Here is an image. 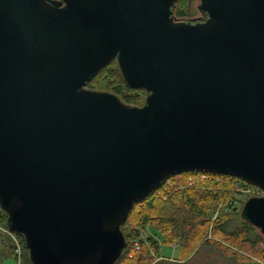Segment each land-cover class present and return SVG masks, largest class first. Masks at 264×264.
Segmentation results:
<instances>
[{
	"label": "water",
	"instance_id": "1",
	"mask_svg": "<svg viewBox=\"0 0 264 264\" xmlns=\"http://www.w3.org/2000/svg\"><path fill=\"white\" fill-rule=\"evenodd\" d=\"M0 0V206L32 264H114L183 171L264 192V0ZM116 58L140 105L86 84ZM240 215L264 233V194Z\"/></svg>",
	"mask_w": 264,
	"mask_h": 264
},
{
	"label": "trees",
	"instance_id": "2",
	"mask_svg": "<svg viewBox=\"0 0 264 264\" xmlns=\"http://www.w3.org/2000/svg\"><path fill=\"white\" fill-rule=\"evenodd\" d=\"M188 1L177 0L178 15L183 14L181 10L182 5L188 4ZM86 86L98 90L112 91L124 102L135 105L142 104L146 94L143 88L132 87L126 84L116 58H113L108 64L98 70L89 82H87ZM193 171L200 170L186 171V173ZM205 172L208 174L217 173ZM231 186L232 182L230 180L223 182H201L195 186L174 190L167 197H164L162 193L154 189L145 197L135 201L126 220L121 226L125 239L127 240V247L114 264L148 263V254L144 250H135L132 245L133 240L140 234V227L143 228L147 224L153 226L160 233L164 241L170 242L177 240L180 243V249H183V251L186 250L187 253L191 252L194 246L200 242L215 246L222 245L219 240L211 237L216 234L238 246V248L235 246L236 250L223 251L235 255L238 259H243L242 264L246 260H250V254H255L263 258L260 262H254V264H264L263 232H261L262 235L257 233L255 236L250 237L249 231L254 226L242 218L240 211L239 216L242 218L243 224L234 229L227 228V223L235 213V206L232 200L236 199V197L234 192L229 188ZM218 205L221 208L215 218L211 219L210 217L216 211ZM224 207L227 209L231 207L234 210H226ZM1 220L5 223L4 212L1 214ZM17 235L20 238L22 250L18 263L32 264L23 238L19 234ZM148 239L149 242L154 244L151 236ZM138 240L141 241L140 244L142 246L143 240ZM155 246L157 245L155 244ZM7 254L17 256L12 240H9ZM5 255L6 253L0 250V258Z\"/></svg>",
	"mask_w": 264,
	"mask_h": 264
},
{
	"label": "rangeland",
	"instance_id": "3",
	"mask_svg": "<svg viewBox=\"0 0 264 264\" xmlns=\"http://www.w3.org/2000/svg\"><path fill=\"white\" fill-rule=\"evenodd\" d=\"M198 3H199V0H189L188 4H185L184 6L182 5L181 10L183 14L178 15L177 14L178 4L176 2L173 7L174 15L179 17L180 19L197 16L200 14V11L197 8ZM180 175L185 176L186 171L180 172ZM156 191L164 195L163 191H159V190H156ZM249 196L251 195H248L247 193H243V192H240L236 195L237 200H235V203H234L235 213L232 216V219L227 223L228 229H234L235 227H239L243 224L242 222L243 220L239 216V211L244 201ZM220 208L221 206L218 205V207L216 208V211L210 217L211 219L215 218ZM224 209L234 210V208L232 209L231 207L230 209H227L224 207ZM0 223L1 225L2 223H4V221L1 220V216H0ZM257 233L261 234V231L258 227L254 226V228L249 231V236L253 237ZM0 234L4 238L12 240L10 235L6 233L5 230L1 226H0ZM149 236L153 238L154 244L149 242V239H148ZM211 237L219 240V242H221L222 245L215 246L212 244L200 242L194 246L191 252L187 253L186 250L183 251V249H180L179 242L177 245L178 247H174L172 245V243L175 241L177 242V240H172L170 242L164 241L160 233L150 224H147L143 228L140 227V234L137 238H135V239L143 240V245L141 246L140 244L139 248H134L133 246V248L135 250H144V252L148 254L149 257H148L147 264H242L241 262L243 259H238L236 258L235 255H232L230 253L223 251V250H236V247L238 248V246L228 241L227 239L220 237L219 235L214 234ZM155 244L157 246H155ZM158 248L160 250H158ZM238 250H243V249H238ZM246 253L250 254L249 252H246ZM249 256L251 257L250 260L249 261L246 260L243 264H249V262L250 264L252 263L254 264V262H260V260L263 259L262 257H259L258 255H255V254H250ZM0 264H19V263H18L17 256L7 254L5 255V257H3L2 261H0ZM121 264H124V263H121Z\"/></svg>",
	"mask_w": 264,
	"mask_h": 264
},
{
	"label": "built area",
	"instance_id": "4",
	"mask_svg": "<svg viewBox=\"0 0 264 264\" xmlns=\"http://www.w3.org/2000/svg\"><path fill=\"white\" fill-rule=\"evenodd\" d=\"M182 178V179H181ZM225 180H230L232 182V186L229 187L233 192L236 197V195L240 192L247 193L248 195H261L264 194V192L256 185L243 180L241 178H238L233 175L229 174H223V173H213V174H208L205 171H193L186 173L185 176H181L178 174H174L166 178L157 188L156 190L163 191L164 192V197H167L170 192H173L174 190L177 189H182L185 187L189 186H195L197 183H205L208 181H215V182H223ZM228 188V189H229ZM236 199L232 200V203H235ZM2 208L0 206V216L2 214ZM0 226L5 230L6 233L10 235V237L13 240L14 246H15V253L18 257L20 258L21 255V242L20 238L18 237L17 233L11 231L5 223H0ZM134 248H139L140 247V241L138 239H135L133 241ZM172 245L174 247H178V241L173 242Z\"/></svg>",
	"mask_w": 264,
	"mask_h": 264
},
{
	"label": "crops",
	"instance_id": "5",
	"mask_svg": "<svg viewBox=\"0 0 264 264\" xmlns=\"http://www.w3.org/2000/svg\"><path fill=\"white\" fill-rule=\"evenodd\" d=\"M153 227V226H152ZM8 243H9V240L7 238H4L3 236H1L0 234V250H2L3 252L6 253L7 255V250H8ZM158 250H160L158 248ZM179 250V249H178ZM5 257V256H4ZM3 257L0 258V261H2Z\"/></svg>",
	"mask_w": 264,
	"mask_h": 264
},
{
	"label": "flooded vegetation",
	"instance_id": "6",
	"mask_svg": "<svg viewBox=\"0 0 264 264\" xmlns=\"http://www.w3.org/2000/svg\"><path fill=\"white\" fill-rule=\"evenodd\" d=\"M199 15H201V11H200V14Z\"/></svg>",
	"mask_w": 264,
	"mask_h": 264
}]
</instances>
